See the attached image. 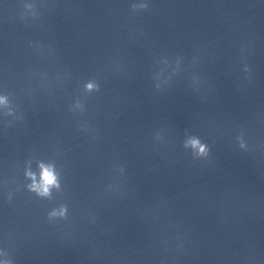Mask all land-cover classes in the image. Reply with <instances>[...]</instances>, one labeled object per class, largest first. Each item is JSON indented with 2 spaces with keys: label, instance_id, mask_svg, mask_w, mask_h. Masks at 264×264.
Returning <instances> with one entry per match:
<instances>
[{
  "label": "clouds",
  "instance_id": "clouds-1",
  "mask_svg": "<svg viewBox=\"0 0 264 264\" xmlns=\"http://www.w3.org/2000/svg\"><path fill=\"white\" fill-rule=\"evenodd\" d=\"M133 11L139 10V9H146L148 8L147 3H139V4H133L132 5ZM245 72L249 71V68L245 66L244 68ZM159 87V86H157ZM93 88H96V90H99L98 85H95L93 83H87L86 89L88 91L93 90ZM0 105L7 106V97L0 96ZM10 114V113H9ZM239 140V146L240 148L244 149L246 147L245 142L243 141L242 137L237 138ZM183 146L186 149H191L192 154L195 158H206L209 155V146L201 141V139L195 135H187V138L184 140ZM40 173H39V179H37V176L35 173L31 171L26 172V176L31 180V183L27 185V188L30 192H34L39 197L44 198H51L52 189H60V182L58 178V174L55 171V168L51 164H44L41 163L39 165ZM68 212V208L66 205H61V207L57 209H53L49 214V219L52 217L60 216V217H66ZM0 264H12L11 260H4L0 262Z\"/></svg>",
  "mask_w": 264,
  "mask_h": 264
}]
</instances>
